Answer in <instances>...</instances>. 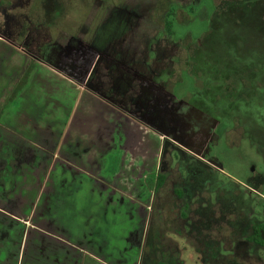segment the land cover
<instances>
[{"label": "rangeland", "instance_id": "obj_1", "mask_svg": "<svg viewBox=\"0 0 264 264\" xmlns=\"http://www.w3.org/2000/svg\"><path fill=\"white\" fill-rule=\"evenodd\" d=\"M0 36L159 135L139 264H264V0H0Z\"/></svg>", "mask_w": 264, "mask_h": 264}, {"label": "crops", "instance_id": "obj_2", "mask_svg": "<svg viewBox=\"0 0 264 264\" xmlns=\"http://www.w3.org/2000/svg\"><path fill=\"white\" fill-rule=\"evenodd\" d=\"M158 136L0 36V264H139Z\"/></svg>", "mask_w": 264, "mask_h": 264}, {"label": "flooded vegetation", "instance_id": "obj_3", "mask_svg": "<svg viewBox=\"0 0 264 264\" xmlns=\"http://www.w3.org/2000/svg\"><path fill=\"white\" fill-rule=\"evenodd\" d=\"M166 19V18H165ZM165 21V20H164ZM10 98V94H8L7 96H6V100L7 99H9ZM157 150V149H156ZM257 225H259L258 227H257ZM257 225H254L253 226V233L249 236V240H251V241H255V242H257V243H259V244H262V245H264V234L262 233V231L264 230V228H262L260 225H262V224H257ZM258 232V234H261V236H258L256 233ZM254 235V236H253ZM253 236V237H252Z\"/></svg>", "mask_w": 264, "mask_h": 264}, {"label": "trees", "instance_id": "obj_4", "mask_svg": "<svg viewBox=\"0 0 264 264\" xmlns=\"http://www.w3.org/2000/svg\"><path fill=\"white\" fill-rule=\"evenodd\" d=\"M167 18H170L171 17V12H167ZM165 27L167 30L171 31V28H172V25H171V20L169 19H165ZM29 71H27L26 75H28ZM163 184V176L162 175H158L157 177V188H160ZM259 225H257L258 227ZM262 228H264V225H260ZM262 233L264 234V230L262 231ZM258 236H261V234H258V232L256 233ZM254 236V235H253ZM252 236V237H253Z\"/></svg>", "mask_w": 264, "mask_h": 264}]
</instances>
